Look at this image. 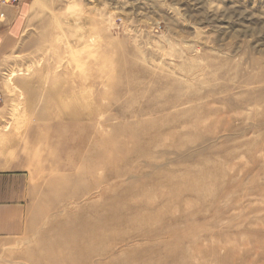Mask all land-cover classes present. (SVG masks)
<instances>
[{
  "label": "rangeland",
  "instance_id": "rangeland-1",
  "mask_svg": "<svg viewBox=\"0 0 264 264\" xmlns=\"http://www.w3.org/2000/svg\"><path fill=\"white\" fill-rule=\"evenodd\" d=\"M0 89V264H264V0H33Z\"/></svg>",
  "mask_w": 264,
  "mask_h": 264
},
{
  "label": "crops",
  "instance_id": "crops-1",
  "mask_svg": "<svg viewBox=\"0 0 264 264\" xmlns=\"http://www.w3.org/2000/svg\"><path fill=\"white\" fill-rule=\"evenodd\" d=\"M33 0H0V62L12 53L27 30ZM0 95L3 98L0 89ZM0 147V236L13 235L19 227L20 211L23 208L19 197L21 191H28L30 177ZM3 155V156H2ZM2 157V158H1Z\"/></svg>",
  "mask_w": 264,
  "mask_h": 264
},
{
  "label": "bare ground",
  "instance_id": "bare-ground-1",
  "mask_svg": "<svg viewBox=\"0 0 264 264\" xmlns=\"http://www.w3.org/2000/svg\"><path fill=\"white\" fill-rule=\"evenodd\" d=\"M117 220H121V218H118ZM151 221H153L152 219H149V222L147 223V225L151 222ZM152 223V222H151ZM154 223V222H153ZM155 224V223H154ZM157 224V223H156ZM147 232V231H146ZM142 233H143V231H142ZM140 234V233H139ZM148 234V233H147ZM151 234V233H150ZM105 234L101 231V230H98V232H94V233H92V238L94 239V238H97L98 236H100V238L103 240V238L105 237L104 236ZM143 235V234H142ZM146 235V233L144 234V236ZM150 236V235H149ZM152 237L153 236H155V235H151ZM150 236V237H151ZM140 237H142V236H140ZM139 237V238H140ZM146 237H148V235H146ZM143 238V237H142ZM138 239V238H137Z\"/></svg>",
  "mask_w": 264,
  "mask_h": 264
},
{
  "label": "built area",
  "instance_id": "built-area-1",
  "mask_svg": "<svg viewBox=\"0 0 264 264\" xmlns=\"http://www.w3.org/2000/svg\"><path fill=\"white\" fill-rule=\"evenodd\" d=\"M3 100L2 96L0 95V102Z\"/></svg>",
  "mask_w": 264,
  "mask_h": 264
}]
</instances>
